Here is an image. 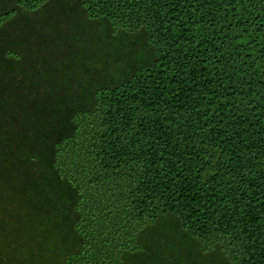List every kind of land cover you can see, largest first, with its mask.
I'll use <instances>...</instances> for the list:
<instances>
[{"label": "trees", "instance_id": "obj_1", "mask_svg": "<svg viewBox=\"0 0 264 264\" xmlns=\"http://www.w3.org/2000/svg\"><path fill=\"white\" fill-rule=\"evenodd\" d=\"M77 1L100 64L0 13V264H264V0Z\"/></svg>", "mask_w": 264, "mask_h": 264}, {"label": "rangeland", "instance_id": "obj_2", "mask_svg": "<svg viewBox=\"0 0 264 264\" xmlns=\"http://www.w3.org/2000/svg\"><path fill=\"white\" fill-rule=\"evenodd\" d=\"M10 9H15V15L10 18L7 23L3 24L2 34H8L12 37L17 36L19 40L21 38L23 45L17 49L19 51L26 47L30 49L31 52H36L37 49L43 45L45 49L43 53L48 52L47 54L51 56V54L53 55L55 52V59H63L67 55L65 62H61V65L64 64L65 68L74 65L70 63L72 62L70 56L73 50L77 51V55L75 56L83 55L85 59H88L90 55L95 54L94 52L99 49L97 54L99 58H97L98 61H96V63L99 62L100 64V57L102 56L103 58L105 52L110 50L112 47L111 43L114 41L118 43L116 39L117 36L110 39H103V33L105 34L107 32L106 28L109 31L113 30L101 24L98 20H86L81 4L77 0H48L45 4L33 11H27L17 7L15 0H0V13ZM80 19L81 21H79ZM72 23L76 25V33L74 32L75 34L70 36ZM79 28L83 30L81 36L78 35ZM99 30L103 31L101 37L104 43L102 45H96L94 40L91 39V35V40L87 39L85 42L81 43L83 35L88 34L89 31H92L94 35V33L99 32ZM62 32L67 33L66 36L68 38L64 36V34H61ZM58 34L63 36L60 37V43L57 44L56 40L59 41L57 37ZM70 37L72 40L69 41ZM127 38L131 45L132 37L130 38L127 36ZM133 41L135 42V48L139 49L142 38H134ZM75 43H77L76 47ZM59 46H61L65 52L59 49L56 53ZM7 52L8 50L5 52L4 57H8L9 53ZM105 63H108V60ZM75 65L79 64L76 63Z\"/></svg>", "mask_w": 264, "mask_h": 264}]
</instances>
